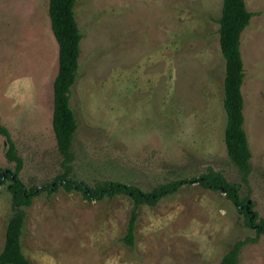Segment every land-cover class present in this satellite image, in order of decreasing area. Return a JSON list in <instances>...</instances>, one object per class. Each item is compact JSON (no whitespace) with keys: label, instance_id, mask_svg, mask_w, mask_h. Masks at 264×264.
Returning <instances> with one entry per match:
<instances>
[{"label":"rangeland","instance_id":"1","mask_svg":"<svg viewBox=\"0 0 264 264\" xmlns=\"http://www.w3.org/2000/svg\"><path fill=\"white\" fill-rule=\"evenodd\" d=\"M241 37L244 129L252 153L245 182L224 141L225 60L219 44L223 0H77L83 33L70 104L78 120L69 177L90 186L117 181L150 191L220 172L264 219V0ZM49 0H0V126L22 159L19 178L44 187L65 172L52 127L58 43ZM0 134V173L14 170ZM0 184V253L13 215ZM123 194L89 202L80 191L42 190L24 207L21 236L31 264H217L238 241L256 237L221 191L183 184L134 211ZM237 264H264V234Z\"/></svg>","mask_w":264,"mask_h":264},{"label":"trees","instance_id":"2","mask_svg":"<svg viewBox=\"0 0 264 264\" xmlns=\"http://www.w3.org/2000/svg\"><path fill=\"white\" fill-rule=\"evenodd\" d=\"M76 2L77 0H49L48 5L51 28L58 43V72L54 80L52 127L58 150L63 156L62 164L65 172L44 187L27 188L19 178L23 166L22 159L16 153V147L8 129L0 126V134L5 135L8 143L6 157L16 164L14 170H3L0 173V184H4L7 179L10 181L8 189L12 194L13 210V215L6 228V240L0 253V264H31L24 255L21 246L26 215L24 207L30 205L33 197L43 189L52 192L62 186L67 191L77 190L89 202L119 194L129 196L133 200L135 208L124 240L132 246L137 218L136 210L141 205L155 206L164 196L173 194L183 184L192 182H198L205 188L223 192L245 215L246 225L256 231V237L238 241L217 263L237 264L241 247L247 242L257 241V236L264 234V219L256 221V213L248 204V198L241 199L238 194V186L226 180L220 172L209 168L207 173L198 177L161 184L150 191H143L138 186L117 181H105L90 186L82 180L69 177L72 169L71 163L74 160L72 145L78 128V120L70 104L71 88L79 74L80 42L83 38L74 11ZM257 14L258 12L248 10L245 0H223L221 15L218 19L220 50L225 60L223 105L227 123L224 130V141L228 156L239 169L245 182L248 181L252 171L250 164L252 153L244 129L242 85L245 72L241 53V37L249 26L251 18Z\"/></svg>","mask_w":264,"mask_h":264},{"label":"water","instance_id":"3","mask_svg":"<svg viewBox=\"0 0 264 264\" xmlns=\"http://www.w3.org/2000/svg\"><path fill=\"white\" fill-rule=\"evenodd\" d=\"M250 203V201H248V204Z\"/></svg>","mask_w":264,"mask_h":264}]
</instances>
